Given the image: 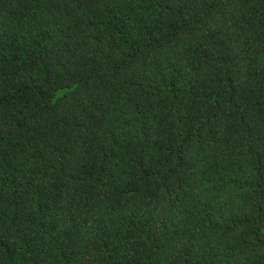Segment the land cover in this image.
<instances>
[{
  "label": "trees",
  "instance_id": "obj_1",
  "mask_svg": "<svg viewBox=\"0 0 264 264\" xmlns=\"http://www.w3.org/2000/svg\"><path fill=\"white\" fill-rule=\"evenodd\" d=\"M0 264H264V0H0Z\"/></svg>",
  "mask_w": 264,
  "mask_h": 264
}]
</instances>
